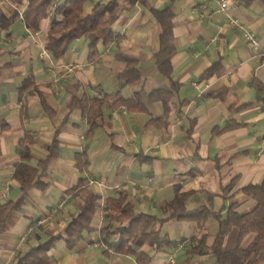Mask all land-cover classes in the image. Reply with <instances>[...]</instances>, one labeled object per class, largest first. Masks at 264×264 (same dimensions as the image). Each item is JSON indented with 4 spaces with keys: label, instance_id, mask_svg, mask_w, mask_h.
I'll return each mask as SVG.
<instances>
[{
    "label": "crops",
    "instance_id": "1",
    "mask_svg": "<svg viewBox=\"0 0 264 264\" xmlns=\"http://www.w3.org/2000/svg\"><path fill=\"white\" fill-rule=\"evenodd\" d=\"M101 1L88 0L83 12ZM228 1V14L264 46V0ZM167 5L175 13L170 78L154 64L159 26L150 12L151 7ZM22 9L0 0V202L20 194L12 173L19 161L18 140L25 132L33 139L28 164L35 166L46 156L45 145L55 131L59 153L42 178L45 187L29 189L21 209L0 223V264H12L17 253L62 233L86 190L99 194L101 206L104 198L123 192L136 210L156 218L166 217L161 206L179 193H186L188 210L208 205L225 215L231 205L239 213L253 206L240 189L264 177V94L257 97L250 85L253 78L264 84V55L247 45L242 30L227 23L216 0L136 3L120 13L112 25L113 39L105 45L98 42L92 58L82 38L73 40L62 57L51 56L44 46L49 18L32 32L22 21ZM126 58L137 60L140 81L119 87L116 74ZM215 61L220 72L202 78ZM26 77L34 85L19 98L18 87ZM169 79L179 86L167 105L150 101L148 92L169 87ZM116 90L124 97L141 90L145 110L104 106L93 135L85 139L86 120L78 109H69L72 97H101ZM217 91L219 95H209ZM244 102L251 105L234 110ZM81 151L89 165L79 172L75 154ZM233 176L235 183L224 197L222 188ZM79 178L80 189L71 193ZM88 178L102 186H85ZM99 215L97 211L92 222L96 227L101 225ZM159 227L161 243L141 247L151 256L147 264H163L169 256L172 264H215L210 254L190 252L195 235V243L204 234L211 244L217 229L213 217L201 230L196 222L183 219H165ZM237 233L232 226L223 250L235 246ZM253 237L246 234L240 246L246 247ZM48 254L49 264H137L132 254L106 249L97 231L76 235L72 248L59 239Z\"/></svg>",
    "mask_w": 264,
    "mask_h": 264
},
{
    "label": "trees",
    "instance_id": "2",
    "mask_svg": "<svg viewBox=\"0 0 264 264\" xmlns=\"http://www.w3.org/2000/svg\"><path fill=\"white\" fill-rule=\"evenodd\" d=\"M16 6H22V21L25 27L37 32L41 20L49 18V25L44 34V46L47 52L54 58H60L66 52L70 43L82 38L88 43V57L97 54L96 44L98 42L107 44L113 37L112 25L125 9H130L134 4H144L147 0H103L95 2L88 11L83 12V5L88 0H8ZM175 1V0H169ZM150 12L159 26L157 35L158 46L154 52V64L159 73L170 78L172 71L171 59L176 51L173 26L174 10L170 5L164 8L151 7ZM135 58H126L125 65L116 74L118 86L134 85L140 81V73L136 67ZM220 68L218 62H213L205 68L201 74L202 78H209L218 74ZM30 77L22 80L18 87V97L33 87ZM250 85L255 89L256 96L264 94V84L253 78ZM178 84L169 79V87L152 89L147 97L150 101H160L167 105L173 93L178 90ZM220 92H211L209 95L217 96ZM44 104V102H43ZM251 105L244 102L234 107L239 110ZM117 108L125 106L131 111H143L145 106L141 100V90H134L130 96L124 97L119 90L104 93L101 97L90 96L86 93L79 97L73 96L69 105L70 110L78 109L86 120L84 138L93 135L98 126L102 108ZM236 125L231 124L230 126ZM56 131L50 142L45 145L46 156L38 160L35 166L28 164L30 159V146L32 137L25 132L18 140L19 161L14 163L13 178L17 181L20 194L5 202H0V223L7 216L21 209L25 203V196L32 187L43 189L46 183L42 180L46 174L49 164L59 153V143ZM89 165L86 152L75 154V167L79 172L84 171ZM237 176L223 186L222 192L225 197L227 192L235 183ZM82 179L69 189L71 193L80 189ZM248 195L253 206L246 212L239 213L233 210L232 205L226 210L225 215L211 210L210 206L202 205L194 209H186V193H179L174 198L161 206L165 218H156L153 215L135 209L123 192L116 196L106 197L101 206L99 194L92 190L83 192L78 209L64 226L63 232L50 234L48 238L29 248L24 253H17L12 264H49L48 252L55 243L62 239L68 248L75 245V236L81 232L97 231L99 241L107 248L118 254H132L137 264H147L151 256L141 249L143 245L155 247L160 241V225L165 219L188 220L197 224L198 230L203 228L204 222L213 217L217 220V229L211 244H206V235L201 234L196 241V235L192 238L191 254H210L215 259V264H264V177L258 183H248L240 189ZM101 212L102 224L98 227L92 224L95 213ZM232 226L237 227L238 233L236 244L233 248L223 250L222 242ZM253 233L252 241L241 247L242 238Z\"/></svg>",
    "mask_w": 264,
    "mask_h": 264
},
{
    "label": "built area",
    "instance_id": "3",
    "mask_svg": "<svg viewBox=\"0 0 264 264\" xmlns=\"http://www.w3.org/2000/svg\"><path fill=\"white\" fill-rule=\"evenodd\" d=\"M216 3L218 5V11L223 12L227 16V23L233 27H236L237 29L242 30L243 39L247 43V45L254 51H259L261 55H264V46H262L257 38V36L251 32L250 30H246L242 27V24L240 23L239 19L237 17H234L230 14H228L227 9L229 8V1L228 0H216ZM85 186H102V183L95 179V178H88L84 182ZM173 259L171 256L167 257V259L164 261L163 264H172Z\"/></svg>",
    "mask_w": 264,
    "mask_h": 264
},
{
    "label": "rangeland",
    "instance_id": "4",
    "mask_svg": "<svg viewBox=\"0 0 264 264\" xmlns=\"http://www.w3.org/2000/svg\"><path fill=\"white\" fill-rule=\"evenodd\" d=\"M99 216H100V218H102L101 215H99ZM97 219H98V217H97ZM98 220H99V219H98ZM101 224H102V219H101Z\"/></svg>",
    "mask_w": 264,
    "mask_h": 264
}]
</instances>
